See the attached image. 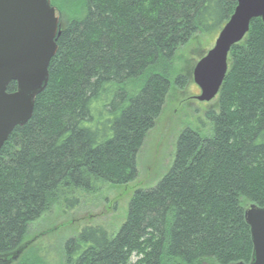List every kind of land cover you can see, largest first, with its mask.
<instances>
[{
  "label": "trees",
  "instance_id": "trees-1",
  "mask_svg": "<svg viewBox=\"0 0 264 264\" xmlns=\"http://www.w3.org/2000/svg\"><path fill=\"white\" fill-rule=\"evenodd\" d=\"M58 51L31 119L0 150V264H233L253 252L246 205L264 206V24L251 21L229 53L204 132L179 135L168 172L137 189L115 234L84 226L57 261L35 247L20 260L29 226L59 199L138 176L137 160L174 85L178 49L216 35L236 0H51ZM12 81L8 92H15ZM72 191V192H70ZM247 202L245 205L244 203ZM79 201L66 199V208Z\"/></svg>",
  "mask_w": 264,
  "mask_h": 264
},
{
  "label": "water",
  "instance_id": "water-1",
  "mask_svg": "<svg viewBox=\"0 0 264 264\" xmlns=\"http://www.w3.org/2000/svg\"><path fill=\"white\" fill-rule=\"evenodd\" d=\"M236 2L213 48L194 68L199 101L218 95L229 69V53L245 38L251 21L259 18L264 24V0ZM59 18L51 0H0V150L13 130L31 119L35 100L49 82V67L58 51ZM12 81L17 90L8 92ZM245 220L251 230L252 257L249 263L233 264H264V206L248 205Z\"/></svg>",
  "mask_w": 264,
  "mask_h": 264
},
{
  "label": "rangeland",
  "instance_id": "rangeland-1",
  "mask_svg": "<svg viewBox=\"0 0 264 264\" xmlns=\"http://www.w3.org/2000/svg\"><path fill=\"white\" fill-rule=\"evenodd\" d=\"M215 40L216 35L198 34L176 52L175 74L183 76L186 85L184 88L174 85L168 92L165 105L139 152L137 178L125 185L105 184L90 192L70 191L73 195L67 194L53 203L30 224L21 247L9 258V263L20 260L31 247L43 256L48 255L49 260L57 261L64 243L87 225H101L110 234L118 232L127 218L134 192L156 185L172 166L180 133L187 127L204 132L198 126L199 119L206 120V113L217 109L216 99L197 100L201 90L193 78L197 62L213 48ZM70 197L79 201L75 209L66 208V199Z\"/></svg>",
  "mask_w": 264,
  "mask_h": 264
}]
</instances>
